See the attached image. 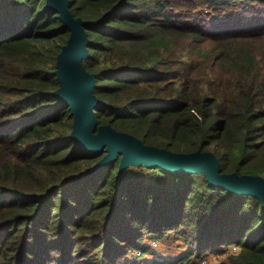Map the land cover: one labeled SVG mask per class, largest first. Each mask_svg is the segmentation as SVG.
Returning <instances> with one entry per match:
<instances>
[{"label":"trees","instance_id":"trees-1","mask_svg":"<svg viewBox=\"0 0 264 264\" xmlns=\"http://www.w3.org/2000/svg\"><path fill=\"white\" fill-rule=\"evenodd\" d=\"M263 5L69 0L89 38L98 124L174 152L210 150L223 173L264 178ZM69 34L47 0H0V264H117L172 232L191 251L146 264H193L229 245L240 247L230 264H264L257 196L204 172L120 170L121 154L93 168L105 150L79 146L55 94Z\"/></svg>","mask_w":264,"mask_h":264},{"label":"water","instance_id":"water-1","mask_svg":"<svg viewBox=\"0 0 264 264\" xmlns=\"http://www.w3.org/2000/svg\"><path fill=\"white\" fill-rule=\"evenodd\" d=\"M47 4L59 11L60 18L70 30L56 61L55 74L60 86L55 94L69 106L73 116L71 137L84 149L106 152L93 168L105 166L121 154L120 170L142 163L160 165L173 172H204L213 184L237 194H253L264 206V178L237 172L223 173L220 160L213 151L174 152L145 144L139 137L119 131L109 123L98 124L96 109L101 100L94 93L96 74L86 70L83 64L89 54L85 22L72 15L69 0H47Z\"/></svg>","mask_w":264,"mask_h":264},{"label":"rangeland","instance_id":"rangeland-1","mask_svg":"<svg viewBox=\"0 0 264 264\" xmlns=\"http://www.w3.org/2000/svg\"><path fill=\"white\" fill-rule=\"evenodd\" d=\"M201 2V0H200ZM257 2V1H256ZM202 5L204 3H200V7L202 8ZM254 6V5H253ZM199 7V8H200ZM259 8H262L264 11V5L260 6ZM216 9H211L210 12H221ZM235 10H231L229 12H233ZM199 12V11H198ZM202 12V11H201ZM199 12V15L201 14ZM227 12H223V15H226ZM198 15V16H199ZM256 15L261 16L259 13H256ZM146 244L149 246V251L141 252V249H136L128 253L126 256L122 257L120 261L117 264H124V262L129 263L131 261L137 260L139 261L138 264H146L148 260H151L153 258L154 260V254L155 252H158L159 257H176L179 258L183 256L185 253L191 251L190 246L188 245L186 239L184 237H179L175 232L170 233L166 238L161 240H155L154 238H148L145 240ZM152 250V251H151ZM156 250V251H155ZM134 252V253H132ZM240 252V247L236 245H229L227 249L225 250V253L223 254H217L212 253L210 256H207L208 264H230L231 258L234 257L235 254H238ZM132 253V254H131ZM172 257V258H173ZM206 258V257H204ZM192 263L193 264H201V259H195L193 258ZM191 264V263H190Z\"/></svg>","mask_w":264,"mask_h":264},{"label":"built area","instance_id":"built-area-1","mask_svg":"<svg viewBox=\"0 0 264 264\" xmlns=\"http://www.w3.org/2000/svg\"><path fill=\"white\" fill-rule=\"evenodd\" d=\"M206 259H207V258H202L201 261H200L201 264H208V261H207Z\"/></svg>","mask_w":264,"mask_h":264},{"label":"crops","instance_id":"crops-1","mask_svg":"<svg viewBox=\"0 0 264 264\" xmlns=\"http://www.w3.org/2000/svg\"><path fill=\"white\" fill-rule=\"evenodd\" d=\"M210 256V255H209ZM171 257H173V256H171Z\"/></svg>","mask_w":264,"mask_h":264}]
</instances>
